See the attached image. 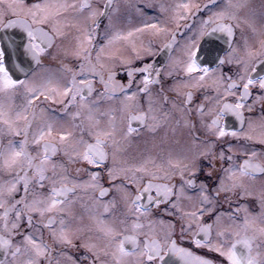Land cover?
Here are the masks:
<instances>
[{
  "label": "snow or ice",
  "instance_id": "obj_1",
  "mask_svg": "<svg viewBox=\"0 0 264 264\" xmlns=\"http://www.w3.org/2000/svg\"><path fill=\"white\" fill-rule=\"evenodd\" d=\"M124 7L138 26L119 0H0V264H264V40L236 44L249 5ZM193 9L209 14L182 26Z\"/></svg>",
  "mask_w": 264,
  "mask_h": 264
},
{
  "label": "flooded vegetation",
  "instance_id": "obj_2",
  "mask_svg": "<svg viewBox=\"0 0 264 264\" xmlns=\"http://www.w3.org/2000/svg\"><path fill=\"white\" fill-rule=\"evenodd\" d=\"M29 2H31V0H29ZM119 2L121 4V13L123 15H126V16H128L130 14V19L132 20L133 24L138 26V17L136 16L135 12L132 9H127L124 7L125 0H119ZM132 2L141 4V5L145 2L170 4V3H174L175 0H132ZM192 2L193 3H199L201 5H205L208 3V0H192ZM220 2L223 3L224 0H220ZM233 2H239V0H233ZM246 2L249 5V7L240 13L241 19H244L245 17H247L249 20H251L252 23L254 24L255 28H256V31L253 32L249 27H247V25H242L241 28H237L236 29V44L240 48H243L244 39H247L250 47H252L254 49H259L260 41L264 40V7H262V5H264V0H246ZM146 11H147L148 15H156L160 19H164V17L160 16V14L155 9H146ZM193 12L196 13L194 16H191L186 21L180 22L182 26L184 24H188L191 27H198L199 22L209 14V12L204 11L203 9L200 12H196V10L193 9ZM105 23H107L106 20H104L101 23V30H103V26ZM170 27L174 28L175 25L174 24L170 25ZM6 35H8V34L0 32V48H2V45L8 44V42L4 39V37ZM182 35H187V32L186 31L178 32L177 33V39L180 40ZM11 38L13 40H16L17 42H19V36L18 35L12 36ZM167 38L168 37H162L159 40H154V49L158 51L160 44H162L164 42V40ZM139 39L143 40L144 42H147L149 40H153L154 38L148 34H144L141 37H139ZM210 39H216V37H211ZM216 43L219 44L221 48L227 49V44H225L223 40H216ZM220 54L222 55L223 53L221 52ZM166 56H167V52L165 51L162 55H157L155 57L149 58V60L151 62H153L156 65V67H160L164 63ZM20 59L23 60V57L21 56ZM47 62L51 63L53 66H58L57 62L50 60V58L48 59ZM261 74H264V64H258L257 65V73L254 74V77L256 75H261ZM21 78H23V77H21ZM161 79L164 80L165 77L162 75ZM171 83H172L171 80H167L165 87H167V84H171ZM169 95H173V94L169 93ZM254 96H255V90L253 92V98H254ZM248 102L251 103V100H249ZM247 115H248V113L246 112L245 116H247ZM254 115L255 116L260 115L259 105L256 106V110H255ZM227 123H228L229 128H233V127L238 128L239 127V124L236 123L232 118H227ZM133 126L134 127L137 126L135 124V122H134ZM246 127H247V124L245 123V128ZM164 131H165L164 129L160 130V132L157 134V139H159L161 136L164 135ZM169 135H171V134L169 133ZM176 138L181 139V144L180 145L171 144L170 146L178 149L179 147L182 146L183 138L180 136L179 132L177 133ZM145 140H150V137H147V136L141 134L139 137L134 138L133 150H135L137 145H139L140 147H143ZM195 251H197L199 253L202 250H195ZM68 252L70 255L74 256L77 260H79L80 257L83 255L82 249L79 252H76L73 249H69ZM204 254H206L208 256V258H210V259L215 258V254H212V253H204ZM83 264H87V262L85 261V262H83Z\"/></svg>",
  "mask_w": 264,
  "mask_h": 264
},
{
  "label": "water",
  "instance_id": "obj_3",
  "mask_svg": "<svg viewBox=\"0 0 264 264\" xmlns=\"http://www.w3.org/2000/svg\"><path fill=\"white\" fill-rule=\"evenodd\" d=\"M7 47V45H2V48H6ZM9 51H11L10 49H9Z\"/></svg>",
  "mask_w": 264,
  "mask_h": 264
}]
</instances>
